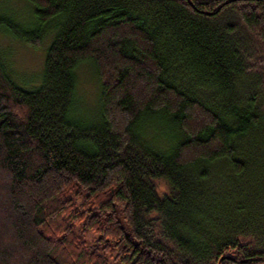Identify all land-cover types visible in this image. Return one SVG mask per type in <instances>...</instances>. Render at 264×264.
Here are the masks:
<instances>
[{
	"label": "trees",
	"instance_id": "16d2710c",
	"mask_svg": "<svg viewBox=\"0 0 264 264\" xmlns=\"http://www.w3.org/2000/svg\"><path fill=\"white\" fill-rule=\"evenodd\" d=\"M26 1L0 6L45 46L32 75L0 48V264H264V0Z\"/></svg>",
	"mask_w": 264,
	"mask_h": 264
},
{
	"label": "rangeland",
	"instance_id": "374dc122",
	"mask_svg": "<svg viewBox=\"0 0 264 264\" xmlns=\"http://www.w3.org/2000/svg\"><path fill=\"white\" fill-rule=\"evenodd\" d=\"M26 1V0H25ZM27 2V1H26ZM9 7L10 13H13L21 20L30 19V10L24 0H0V6ZM6 48L10 51V59L14 67L18 70L26 72V74H35L41 70L45 52V46L41 49L31 48L12 38L0 35V48ZM80 91L84 95V104L89 110L97 106V94L99 84L90 65L85 64L80 68ZM79 199V198H78ZM75 229L90 243L95 239V233L85 227L83 223L76 225ZM108 258L112 264H123L116 259V252H108Z\"/></svg>",
	"mask_w": 264,
	"mask_h": 264
},
{
	"label": "water",
	"instance_id": "95a60500",
	"mask_svg": "<svg viewBox=\"0 0 264 264\" xmlns=\"http://www.w3.org/2000/svg\"><path fill=\"white\" fill-rule=\"evenodd\" d=\"M230 1H232V0H229V1H227V2H230ZM206 13L211 14V12H206Z\"/></svg>",
	"mask_w": 264,
	"mask_h": 264
}]
</instances>
